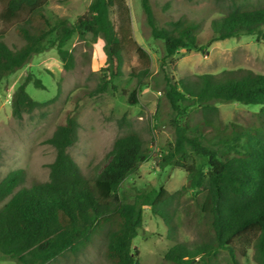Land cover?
<instances>
[{"label":"trees","instance_id":"trees-1","mask_svg":"<svg viewBox=\"0 0 264 264\" xmlns=\"http://www.w3.org/2000/svg\"><path fill=\"white\" fill-rule=\"evenodd\" d=\"M49 1L0 0V23L12 27L24 42L12 49L5 43L6 33L0 32V83L43 53L48 43L70 71L74 56L67 44L74 36L90 35L105 43V70L111 79L122 76L131 49L138 56L142 68L129 73L136 87L128 101L135 103L151 60L133 38L127 0H90L73 22L54 16ZM215 1L230 6L212 21L207 44L251 35L264 41V0ZM141 7L152 37L163 41L166 59L179 49L206 47L199 39L201 22L178 19L158 28L149 0H141ZM30 82L34 89H44L39 79L28 76L14 90L11 114L18 121L53 101L33 100L26 91ZM165 83L164 96L184 121H172L174 141L158 163L181 169L186 184L173 194L161 187L142 189L132 198L124 194L122 184L149 160L134 131L117 137L105 164L85 176L68 151L77 142L79 128L75 112H68L45 141L55 153L47 166L48 180L25 187V173L17 170L0 182V256L17 264H62L76 260L97 241L103 244L109 264H141L132 243L143 227V208L148 207L164 224L166 238L174 242L163 256L167 264H194L196 260L218 264L220 251L226 253L229 264H264V74L225 70L176 82L165 77ZM105 90L103 85L97 91ZM214 102L261 106L257 127L223 123ZM192 107L196 108L193 112ZM189 192L191 203L184 205ZM181 203L183 224L191 223L197 213L201 217L194 242L177 241L175 217Z\"/></svg>","mask_w":264,"mask_h":264},{"label":"rangeland","instance_id":"rangeland-1","mask_svg":"<svg viewBox=\"0 0 264 264\" xmlns=\"http://www.w3.org/2000/svg\"><path fill=\"white\" fill-rule=\"evenodd\" d=\"M236 1L247 4L256 0ZM127 3L133 38L151 60L149 75L143 80L136 102L132 104L128 101L136 87L129 73L140 70L142 64L133 49L125 56L122 76L111 79L105 70L107 56L102 38L93 40L90 35L83 39L74 36L69 41L66 48L74 56V66L70 71L63 68L55 48L48 43L43 53L34 56L0 83V182L17 170L25 173V187L34 182H46L47 166L53 161L55 153L45 141L63 123L68 112H75L79 124L78 139L68 151L85 176L95 174L105 164L117 137L134 131L141 137L149 160L126 179L121 190L129 198L149 187H161L173 194L186 184L185 173L177 167H160L158 158L173 144L172 121L182 123L184 117L175 115L164 96L167 90L165 77L176 82L186 77L215 75L237 69L264 74V41L255 35L207 44L212 21L224 15L229 3H217L215 0H149L158 28H166L169 21L178 19L201 22L198 34L201 44L206 47L203 50L179 49L172 59L165 58L163 41L152 37L141 0H127ZM89 4L90 0H50L48 9L54 16L73 22ZM1 31L6 33L4 40L10 48L23 45V40L12 27L0 23ZM28 76L39 79L44 86L43 90H38L31 82L28 83L26 91L29 96L41 103L53 101L18 121L11 114V97ZM103 85H106V90L98 92ZM214 106L218 108L219 119L223 123L257 127L256 114L261 106L221 102H214ZM191 109L193 112L196 108ZM190 195L191 192L185 196L184 205L191 203ZM184 219L181 203L175 217L177 241L194 242L198 239L195 225L201 217L197 213L190 218L191 223L183 224ZM166 232L164 224L153 217L148 207H144L143 227L132 243V250L137 252L141 264H167L163 256L174 242L166 238ZM103 249V244L96 241L76 260L62 264H109ZM217 258L218 264H229L224 251H220ZM0 264L17 263L0 256ZM194 264L200 263L196 260Z\"/></svg>","mask_w":264,"mask_h":264}]
</instances>
